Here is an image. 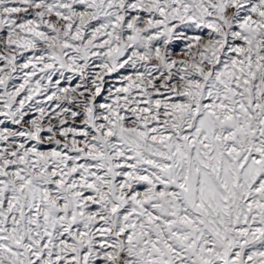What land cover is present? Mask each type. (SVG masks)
<instances>
[{
  "label": "snow or ice",
  "instance_id": "snow-or-ice-1",
  "mask_svg": "<svg viewBox=\"0 0 264 264\" xmlns=\"http://www.w3.org/2000/svg\"><path fill=\"white\" fill-rule=\"evenodd\" d=\"M0 264H264V0H0Z\"/></svg>",
  "mask_w": 264,
  "mask_h": 264
}]
</instances>
